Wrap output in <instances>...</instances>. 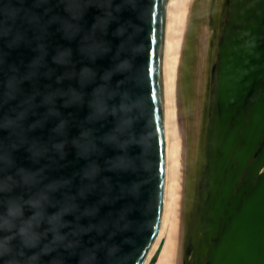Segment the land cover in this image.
Instances as JSON below:
<instances>
[{
	"label": "clouds",
	"instance_id": "clouds-1",
	"mask_svg": "<svg viewBox=\"0 0 264 264\" xmlns=\"http://www.w3.org/2000/svg\"><path fill=\"white\" fill-rule=\"evenodd\" d=\"M140 2L0 0V133L8 134L0 136V264H129L125 248L143 229L134 218L141 215V185L131 180L113 186L103 173L136 176L145 167L140 157L150 147L146 135L137 131L144 114L143 100L134 91L142 54L139 29L124 18L125 13L139 18ZM91 9L98 14L89 26ZM53 26L63 40L76 42L75 51L91 64L110 56L111 66L98 73L86 64L71 74L72 47L49 54ZM255 46V39L245 43L248 50ZM21 47L35 53L23 66L9 60ZM52 65L66 72L54 74ZM42 80L52 84L41 87ZM65 80H75V85L65 87ZM85 105V124L69 137L70 121L61 109ZM105 119L112 126L97 136L94 125ZM50 123L48 139L33 135ZM69 144L84 166L72 176H51ZM102 147L115 153L103 167L95 159ZM21 149L35 167L17 164L14 154ZM105 207L109 211L102 215Z\"/></svg>",
	"mask_w": 264,
	"mask_h": 264
},
{
	"label": "water",
	"instance_id": "water-1",
	"mask_svg": "<svg viewBox=\"0 0 264 264\" xmlns=\"http://www.w3.org/2000/svg\"><path fill=\"white\" fill-rule=\"evenodd\" d=\"M166 1L141 0L139 18L136 13H125L124 17L135 22L139 29L142 54L136 61L139 86L134 87V91L143 100L144 114L137 131L146 135L150 147L147 156L140 157L145 167L136 176L107 171L103 175L110 177L113 186L131 180L141 185L137 201L141 215L137 213L134 218L141 220L143 229L134 237V244L125 248L129 264H151L154 260L151 255L160 235L165 209L167 145L161 68ZM229 2L227 20L217 27L214 42L196 211L185 257L187 264H264V0ZM51 7L64 14L58 5ZM97 14L91 9L86 24L90 26ZM50 31L47 39L50 55L58 47L73 48L71 74L86 64L98 73L111 66L110 56L91 64L75 51L76 42L69 44L63 40L55 32V26ZM251 39H255L256 46L248 50L245 43ZM34 55L30 47H21L11 53L9 60L23 66ZM52 66L54 74L66 72ZM51 84V81L40 82L41 87ZM73 85L75 80L64 81L65 87ZM25 88L30 90V85L26 84ZM86 91L90 93L91 88ZM61 111L70 121L69 137L77 135L85 124L87 106ZM52 126L50 123L33 135L48 139ZM111 126V119L99 121L94 125L96 135L103 136ZM7 135V132L0 133L3 137ZM14 155L19 166L35 167L25 150ZM114 155L110 148L102 147L95 159L103 167ZM84 164L69 144L65 159L59 161L50 175L72 176ZM96 198L95 195L90 197V202ZM108 211L105 207L102 215ZM26 215L31 213L26 212Z\"/></svg>",
	"mask_w": 264,
	"mask_h": 264
},
{
	"label": "bare ground",
	"instance_id": "bare-ground-1",
	"mask_svg": "<svg viewBox=\"0 0 264 264\" xmlns=\"http://www.w3.org/2000/svg\"><path fill=\"white\" fill-rule=\"evenodd\" d=\"M217 2L166 1L161 95L167 183L163 221L151 264H187L210 94Z\"/></svg>",
	"mask_w": 264,
	"mask_h": 264
},
{
	"label": "rangeland",
	"instance_id": "rangeland-1",
	"mask_svg": "<svg viewBox=\"0 0 264 264\" xmlns=\"http://www.w3.org/2000/svg\"><path fill=\"white\" fill-rule=\"evenodd\" d=\"M217 1H219V2H217V3H219V5H217V9H216V16L218 17V19H217V23H216V28L214 29V35H215V37H216V30H217V27H219V25L220 24H223V23H225L226 22V20H227V16H228V12H229V0H217ZM221 2L223 3V4H221ZM220 12V13H219ZM214 42H215V40H214ZM213 52H215V47L213 46ZM212 65H213V63H212ZM206 115H207V113H206Z\"/></svg>",
	"mask_w": 264,
	"mask_h": 264
}]
</instances>
